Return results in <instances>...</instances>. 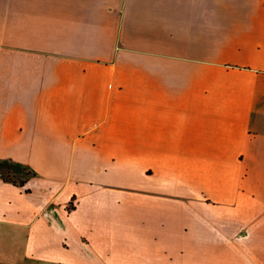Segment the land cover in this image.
<instances>
[{"label":"crops","instance_id":"0c3cea01","mask_svg":"<svg viewBox=\"0 0 264 264\" xmlns=\"http://www.w3.org/2000/svg\"><path fill=\"white\" fill-rule=\"evenodd\" d=\"M2 162L0 264H264V0H0Z\"/></svg>","mask_w":264,"mask_h":264},{"label":"trees","instance_id":"16d2710c","mask_svg":"<svg viewBox=\"0 0 264 264\" xmlns=\"http://www.w3.org/2000/svg\"><path fill=\"white\" fill-rule=\"evenodd\" d=\"M0 164H1V166H0V178H2L5 182L12 183V184L19 186V187H25L27 182H28V177L35 174L33 171L27 169V167L16 165V164L11 163V162H2ZM3 165H5V166H3ZM13 167L14 168H21L24 171L21 178H15V177H12L10 175L7 177L5 176L4 170L6 169L8 171V174H10V170ZM26 191L29 192V190H26Z\"/></svg>","mask_w":264,"mask_h":264},{"label":"rangeland","instance_id":"374dc122","mask_svg":"<svg viewBox=\"0 0 264 264\" xmlns=\"http://www.w3.org/2000/svg\"><path fill=\"white\" fill-rule=\"evenodd\" d=\"M0 166H1V164H0ZM3 166H5V165H3ZM4 172H5L6 177L10 175V176L15 177V178H21L22 174L24 173V171L21 168H14V167L10 170V174H8V171L6 169L4 170Z\"/></svg>","mask_w":264,"mask_h":264}]
</instances>
